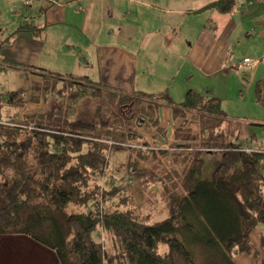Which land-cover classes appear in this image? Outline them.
<instances>
[{"label": "trees", "instance_id": "1", "mask_svg": "<svg viewBox=\"0 0 264 264\" xmlns=\"http://www.w3.org/2000/svg\"><path fill=\"white\" fill-rule=\"evenodd\" d=\"M29 30L37 34L41 28L29 24L17 31ZM1 63L0 71L38 77L30 100L45 101L56 90L62 105L22 124L0 123V238L24 237L54 255L57 264H234L231 250L244 249L253 227L264 225V145L246 153L238 140L227 141L221 127L230 120L216 97L190 90L176 104L167 93L112 91L84 77ZM22 90L0 92V112L4 105L21 107ZM254 94L264 108V80ZM163 107L173 121L180 120L172 144L160 124ZM250 126L260 127L264 137V124ZM139 127L155 136L164 128L173 150L195 141L192 129L206 139L195 148L199 154L170 158L168 147L162 152L148 141L140 144ZM101 136L129 150L130 180L147 173L160 183L168 200L163 218L150 222L132 193L105 208L117 186L104 185L116 179L104 177L107 148L94 141ZM102 235L110 237L116 254L104 251Z\"/></svg>", "mask_w": 264, "mask_h": 264}, {"label": "crops", "instance_id": "2", "mask_svg": "<svg viewBox=\"0 0 264 264\" xmlns=\"http://www.w3.org/2000/svg\"><path fill=\"white\" fill-rule=\"evenodd\" d=\"M22 1L0 0V19ZM21 6L26 21L0 28V66L9 60L112 91L167 93L176 104L190 90L219 99L216 80L226 91L229 73L245 74L253 88L264 80V0H24ZM29 24L40 33L17 31ZM241 58L253 60L248 69L237 64ZM30 80L38 77L1 70L0 92L26 89ZM54 97L60 101L56 94L48 101ZM169 116L160 109V124ZM248 130L235 141L249 142Z\"/></svg>", "mask_w": 264, "mask_h": 264}, {"label": "rangeland", "instance_id": "3", "mask_svg": "<svg viewBox=\"0 0 264 264\" xmlns=\"http://www.w3.org/2000/svg\"><path fill=\"white\" fill-rule=\"evenodd\" d=\"M21 4L20 6H15L12 10H8L6 14H3L0 19V28L4 27L7 28V30L9 29L10 31L17 25H19V23L22 24L26 21V19L23 17L25 10L22 8ZM248 72L249 70H246V74H248ZM29 74L30 73H24L25 77L27 78H29ZM244 75H233L232 73H229L228 76L231 78L230 86L226 91L222 90V84H220L216 80V87L217 89H219V94L215 95L219 98L221 108L230 120L227 125L224 124L221 127L224 129L225 134H227L228 136L226 140L234 142L235 139H237L239 133H242L244 129L247 128L249 129L248 140L250 141V143L247 144L248 141L238 142L241 143V148L243 146H246L247 144V146H250L251 148H254V150H257V147L264 145L263 131L260 127H249V125L264 124V108L256 102L254 88L250 85V82H246L247 78L243 77ZM68 80L69 79L62 81V83H58L56 87H62L65 82L67 83ZM28 82V87L22 90L24 91V102H22V106L12 107L4 105L0 112V123L1 121H7L8 124L9 122L13 121L17 124H22L25 123L26 118L30 116H36L38 114L52 115L53 112L58 110L59 106L62 105L61 100L59 101L55 97L53 98V100L48 101L49 98L55 95L54 93L56 92V90L50 93L45 101H40L39 103H37L33 99L30 100V98L34 96V94L31 92V88L33 89V82L35 81L30 80ZM226 82L227 81H225L224 84ZM230 87H232L233 89L230 90ZM35 96L37 97V95ZM4 107L7 109H3ZM9 108L14 110L10 112L8 111ZM164 119L167 125H169L168 123L170 122V120L172 121V124H174L171 127L170 132L166 130V136L169 140V144H172V139L177 134L176 131L180 124V120L173 121L172 118L168 117L167 120L166 117H164ZM163 125L165 128L166 125ZM164 128H162L164 130L163 133L158 136H155L154 132H152L151 130H149V132L151 133H145L146 130L145 132H143V129L141 128L140 131H135V134H140L142 136L143 139L140 141V144L142 142L148 141L150 144H152V146H154V143L153 141H151V139L155 137V144L158 147L162 148L160 149L162 150V152H164V150H166V147H168V150H166V154L170 158L177 153H179L180 156L184 154H187L188 156H195L196 154L200 153L195 148L199 147V142L201 143L203 139H206V137L198 135L196 130L192 129L194 134L190 136L194 137L195 141H191L189 144L180 143V145L182 144V146L177 150H175V148L173 150L170 148L171 146L166 144L168 141L165 142V139L163 138L165 132ZM110 140L111 139L105 138L103 136L99 137V139L94 140L98 144H102L107 148L105 161V165L107 166H104V177L106 178L109 176H113V178L116 179H112L113 183L108 180L104 181L105 188L109 189L111 185L115 184L117 186V191L112 192V194L109 195L108 198H106L105 208L110 207L111 209H113L116 205L122 204L124 201L118 196L132 193V196L134 197L137 205H139V208L142 209L144 214L149 216L150 222L157 221L163 218L168 208V202L165 193L161 192L162 187L160 183L153 178H149V175L147 173L131 176L132 179L130 180L128 177L130 175L128 168L130 152L124 145L119 146L118 143H113ZM158 150L159 149H157L156 151ZM211 151L214 154H217L218 152V150L217 152L216 150ZM157 156H159V158L163 160L160 154H157ZM208 158L209 161H215L217 157H214V159H212L213 157ZM160 163L162 164V162ZM100 183L101 177L99 178V184ZM119 188L123 190V194L120 192ZM98 202L99 204H101L102 199H99ZM74 210H77V208H74ZM109 238L110 237L108 235H102L99 239V243L102 244L104 251H106L108 254H116L117 251L112 247ZM231 255L234 264H264V225L261 223L255 225L249 234L246 247L244 249L234 247L231 250ZM0 264H57V262L54 255L48 253L47 251L43 250L24 237H4L0 238Z\"/></svg>", "mask_w": 264, "mask_h": 264}, {"label": "bare ground", "instance_id": "4", "mask_svg": "<svg viewBox=\"0 0 264 264\" xmlns=\"http://www.w3.org/2000/svg\"><path fill=\"white\" fill-rule=\"evenodd\" d=\"M245 58H241V59H239L238 60V65H240V66H242V67H245V68H249V66L251 65V64H249V63H246L245 61ZM55 94H56V92H55ZM169 118H171L170 116H169ZM176 121V120H175ZM169 125H167V123H166V126H165V128H166V130H168V132H170V130H171V127L174 125V124H172V121L170 120V122L168 123ZM163 126V125H162ZM164 127V126H163ZM135 131H140L139 130V128H137ZM138 136H140V137H142L140 134H137ZM150 139H151V137H150ZM151 141H153V143H154V146H152V144H150V146H152V147H158L156 144H155V139L154 140H151ZM151 147V148H152ZM158 148H160V149H162L161 147H158Z\"/></svg>", "mask_w": 264, "mask_h": 264}, {"label": "built area", "instance_id": "5", "mask_svg": "<svg viewBox=\"0 0 264 264\" xmlns=\"http://www.w3.org/2000/svg\"><path fill=\"white\" fill-rule=\"evenodd\" d=\"M246 63L252 64V60H250L249 58H245L244 60ZM241 151L246 152V153H250V152H255L256 150L249 148L248 146H243L241 148Z\"/></svg>", "mask_w": 264, "mask_h": 264}, {"label": "clouds", "instance_id": "6", "mask_svg": "<svg viewBox=\"0 0 264 264\" xmlns=\"http://www.w3.org/2000/svg\"><path fill=\"white\" fill-rule=\"evenodd\" d=\"M253 63V62H252ZM246 146H247V144H246ZM249 148H251L250 146H248ZM252 149H254V148H252Z\"/></svg>", "mask_w": 264, "mask_h": 264}]
</instances>
